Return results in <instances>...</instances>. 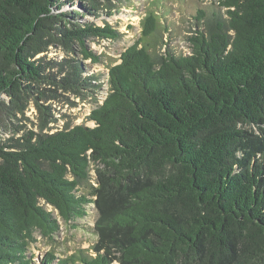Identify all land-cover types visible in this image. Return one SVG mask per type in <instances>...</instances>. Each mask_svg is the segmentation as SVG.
<instances>
[{
	"label": "trees",
	"instance_id": "trees-1",
	"mask_svg": "<svg viewBox=\"0 0 264 264\" xmlns=\"http://www.w3.org/2000/svg\"><path fill=\"white\" fill-rule=\"evenodd\" d=\"M80 1L83 12L64 11L76 0H0V99L12 104L0 112L33 101L43 122L0 136V264H34L37 237L56 243L60 220L89 206L95 244L58 264H264V0L200 10L189 52L164 43L147 13L141 38L107 65L93 126L44 133L59 90L104 84L84 65L103 63L89 41L122 36L83 22L113 13ZM53 47L67 57H46Z\"/></svg>",
	"mask_w": 264,
	"mask_h": 264
},
{
	"label": "rangeland",
	"instance_id": "rangeland-1",
	"mask_svg": "<svg viewBox=\"0 0 264 264\" xmlns=\"http://www.w3.org/2000/svg\"><path fill=\"white\" fill-rule=\"evenodd\" d=\"M100 1L103 11L113 13L112 17L102 14L100 18L84 15L83 22H91L97 26L103 27L106 23L112 25L114 30L121 32L119 40L91 39L88 43L100 58L101 64H93L91 61L84 62L90 73L97 74L101 80L97 84L104 83L100 88H88L82 90L80 94L72 91L59 90L55 98L46 102L48 116L44 133L53 134L64 130L66 127L73 128L78 125L86 124L90 113L103 104L106 99L109 87L106 84L108 75L107 65L119 63L121 54L142 36L141 19L149 12H154L161 21V28L164 36V43L171 47L189 52V42L187 38L192 36L196 28L195 17L200 10L210 13L218 6L217 0H94ZM81 1L76 0V5L72 8L64 7V11L83 12L80 7ZM83 4H87L83 2ZM69 7V8H68ZM83 14V13H82ZM62 47H53L46 57L61 61L67 57ZM78 58V55L74 56ZM81 59V57H80ZM56 73L57 69L48 71ZM60 79V76H59ZM49 90H55L54 86L46 85ZM0 102L6 106H12L9 99L1 98ZM26 109L22 112H0V119L3 120L0 128L2 140L10 138H19L27 131L40 132L43 127L41 115L33 101H29ZM94 174V173H92ZM98 214L94 206H89L88 216L83 219H77L70 224H65L62 220L60 233L55 237L56 243H51L40 236L37 237V243L32 245L28 252V258L34 264H42L48 253L53 252L56 259L53 264H58V260L66 259L74 255L79 250L90 249L97 240L94 229Z\"/></svg>",
	"mask_w": 264,
	"mask_h": 264
}]
</instances>
